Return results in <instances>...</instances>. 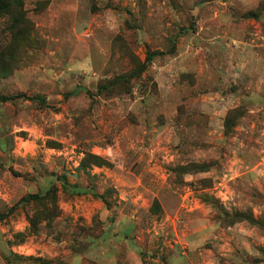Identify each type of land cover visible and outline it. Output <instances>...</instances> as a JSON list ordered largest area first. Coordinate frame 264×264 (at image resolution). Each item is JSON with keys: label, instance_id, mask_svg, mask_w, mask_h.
<instances>
[{"label": "rangeland", "instance_id": "374dc122", "mask_svg": "<svg viewBox=\"0 0 264 264\" xmlns=\"http://www.w3.org/2000/svg\"><path fill=\"white\" fill-rule=\"evenodd\" d=\"M0 94V264H264V0H9Z\"/></svg>", "mask_w": 264, "mask_h": 264}, {"label": "trees", "instance_id": "16d2710c", "mask_svg": "<svg viewBox=\"0 0 264 264\" xmlns=\"http://www.w3.org/2000/svg\"><path fill=\"white\" fill-rule=\"evenodd\" d=\"M8 2H9V0H0V11L2 9H4L8 5ZM154 55L155 54H149L147 56V61H150L153 58ZM16 98H18L17 95H14V96H5V95H1L0 94V101L1 102H6V101L13 100V99H16ZM58 180L61 182L62 188L67 193H70V194H78V193H80L82 191L81 188L78 185H76V184H69L64 176H60L58 178Z\"/></svg>", "mask_w": 264, "mask_h": 264}]
</instances>
